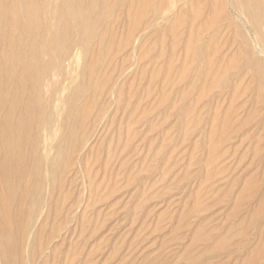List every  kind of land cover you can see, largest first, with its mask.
I'll list each match as a JSON object with an SVG mask.
<instances>
[{
  "label": "rangeland",
  "instance_id": "obj_1",
  "mask_svg": "<svg viewBox=\"0 0 264 264\" xmlns=\"http://www.w3.org/2000/svg\"><path fill=\"white\" fill-rule=\"evenodd\" d=\"M142 1L122 0L115 11L109 55L92 63L80 141L63 147V171L44 189L45 210L38 207L31 228L35 244L18 234L20 264H264V100L246 64L256 58L263 65L264 54L244 47L246 20L232 0L181 1L168 21L156 23L159 0L140 12ZM133 23L141 29L125 47ZM64 84L71 87L54 106L60 118L47 128V159L59 149L64 101L75 86ZM25 180L22 186L32 183ZM1 186L0 209L13 232L14 205L6 192L2 201ZM24 199L23 232L30 210Z\"/></svg>",
  "mask_w": 264,
  "mask_h": 264
},
{
  "label": "bare ground",
  "instance_id": "obj_2",
  "mask_svg": "<svg viewBox=\"0 0 264 264\" xmlns=\"http://www.w3.org/2000/svg\"><path fill=\"white\" fill-rule=\"evenodd\" d=\"M181 1L185 2L186 0H159L156 4H154V6L152 5V7L154 8V22L156 23L158 21H168L167 18H169L170 16V14L168 16V12L170 11V9H175L176 5H178L177 3ZM232 2L235 6V9H238L240 18L241 16H244L241 20H243L244 18L246 20H243L245 21L244 25L243 22L240 21V18L237 17L238 21H240V23L242 24L240 25L241 30L247 31V34L245 33L247 36L237 35L239 36V38L241 37L243 42L245 43L243 44L242 42L241 44H243L244 47L247 46L249 48V50L247 48L246 51L248 50L250 52L251 50L255 52L258 50L260 53L264 54V0H232ZM164 3L165 10H163L162 8V5H164ZM151 4L149 0H144L141 2V7L139 6L138 9L140 8V12H142L147 9L148 6H151ZM121 5L122 0H0V185H3L4 188L3 190L1 186V190H3L2 192H4L3 195L6 192L7 195H5L9 196V200L11 199L10 202H12V204L16 207V209H14V206L13 209L10 207L9 208L13 210L14 213H11H13L15 217H12L10 219H13V221L15 219L17 222V227H15L16 229L12 228V230H16V232H14L13 230V233L9 228H7V224L4 222V214L1 211L2 209H0V255L6 264L19 263L17 259L20 256V246L17 239H19L18 237L20 236H18V234L22 235V233L25 234L26 232L27 237H25L28 241L34 239H32L33 231H31V228L36 223H34V221L36 219L38 207L44 209L42 208L45 199L44 189L47 187L50 181L55 179V176L58 173V168L63 154V147H66L72 141H80L81 133L79 132H81V128L79 130L76 126L78 119H83L82 114L86 112H83V103L85 100L84 97H86L85 95L88 92V89H90L89 85H91L92 83L90 82V84L89 81H91V77L93 79L92 75H94L93 72L95 73L94 70H96L94 69V64L92 63L97 61L100 64V60L107 59L106 56L109 55V47L105 44V40L107 39L106 34H108V31L111 28L116 9ZM149 9L152 10L151 7ZM128 19H130L129 15ZM226 20L227 16L225 18V21ZM138 25L137 23H133L132 27L130 26L131 29L123 43L125 47H127L129 40L132 37L134 38L135 30L141 29L139 27L140 25ZM245 26H248L247 30ZM237 29L238 31H240L238 25ZM251 31L252 34H250ZM141 37L142 36L140 34V37L138 39L140 40ZM141 40L140 42H138L139 44L141 43ZM133 44L134 43H132V45ZM134 45L132 47H134ZM202 45L198 50V54L202 55V57L205 58L206 52L202 48ZM132 47L131 49H133ZM96 49L97 52L95 53ZM196 51L194 54L197 53ZM122 52L124 51L122 50ZM195 56L198 57V55ZM215 56L216 55H214L213 58ZM256 56H258V59L259 55L256 54ZM202 57H198V59L200 60V58ZM216 57L214 59H216ZM261 57L263 59L264 55ZM213 58L211 59V61H213ZM79 59L80 62H82L81 66H79L80 68L78 67V71L80 72H78V76L74 78L73 72L75 70V65L76 63H78ZM202 60L203 59H201L199 63H202ZM103 62L106 63L105 60ZM261 63L262 62H259L258 60H256V58H251V61L246 64L251 69L253 81L259 86L262 99L264 100V63L263 65ZM206 67H208V64ZM210 70L213 71V68H210ZM210 70L209 73H212V71L210 72ZM204 73L206 72L204 71ZM204 75L209 76L207 74ZM103 76H106V73H104L102 77ZM96 79L97 78H95V80ZM64 81H67L75 86L74 88L72 87L71 91H69L70 94H68V96L66 94L67 99L64 97L66 99V101H64L65 103L63 102L65 104L64 107L67 106V109L65 108L67 110V113L62 112L64 110L61 111L62 113H65L64 117V114L61 113L63 117L62 124L65 125L64 129L62 128L63 126H61L60 128L58 127V124V126L55 125L57 126V130L63 129L62 135L61 133L59 134V136H61V140L59 141L60 146H58L59 149L55 156H53L51 159H47L48 148L45 147V140L47 139V134H50V130L48 131L47 128L49 126L50 120H55L53 116L55 117V115H57L56 113L54 115V110L56 105L58 104V94L60 93L61 96L65 91L68 92L67 87L69 85H65ZM220 81L221 82L217 81L218 84H223L222 78ZM225 86L226 85H224L223 87ZM70 87L71 86H69V88ZM111 94H113V91L111 92ZM61 101L63 100L61 99ZM99 101L100 99L98 100V102ZM95 102L97 103V101ZM59 103L61 102L59 101ZM96 110L92 111L91 109V114H94L93 112H95ZM104 111L102 109V112ZM73 122L76 123L75 126ZM70 123H72L73 125H71ZM62 124L60 123V125ZM89 124H91L90 121L88 125ZM83 125L84 123L81 126ZM54 129L56 131V128ZM56 135H54V137ZM59 136H57V138L60 139ZM56 141H54L55 145ZM74 143L72 144L74 146V151L69 147V149L72 150V154L73 152L75 153V151H77L78 147V145H74ZM82 144L83 143H81L80 146H82ZM69 149L67 148L66 151L69 152ZM69 154L67 153L68 156ZM61 168L63 169L64 167ZM61 168L59 170L62 173L63 170ZM61 173L59 172L58 174ZM58 177L61 176L58 175ZM23 179H26L25 181H31L32 185L30 184L26 187L24 185L22 186L21 181ZM49 187L51 186L48 185V189ZM53 189L50 188V190ZM1 194L2 193H0V195ZM5 195L4 198L6 199L2 201L8 200V197H5ZM25 197L28 199V205L30 206V208L29 206L26 208H29L30 210L29 212L27 211V225L25 224L26 222H24V227L27 226V228H25V231L23 232L22 228L20 227V218L23 214L22 211L24 210L21 206L24 202L26 203V199H24ZM6 202H8V204L10 205L9 201ZM50 202H52V199ZM51 210L52 209H50V211ZM11 213H9L8 215L10 216ZM41 221L42 220H40L39 225L42 224ZM16 222L14 223L16 224ZM25 239H22L24 243ZM34 240L36 242V238ZM44 241L45 237L43 241L41 240L40 242L44 243ZM35 242L33 241L32 243L31 241V244H35ZM32 247H34V245L30 248ZM27 248H25L24 250H26ZM28 253H30V251ZM33 254L31 252V255ZM23 257L21 258L25 262L26 258L24 257V259ZM33 257H35V255ZM1 261L2 260H0V263L3 262ZM30 261H32V259H30Z\"/></svg>",
  "mask_w": 264,
  "mask_h": 264
}]
</instances>
